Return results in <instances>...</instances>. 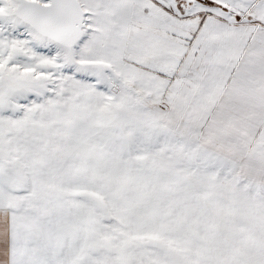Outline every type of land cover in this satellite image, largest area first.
I'll list each match as a JSON object with an SVG mask.
<instances>
[{"label":"snow or ice","instance_id":"1","mask_svg":"<svg viewBox=\"0 0 264 264\" xmlns=\"http://www.w3.org/2000/svg\"><path fill=\"white\" fill-rule=\"evenodd\" d=\"M0 264H264V0H0Z\"/></svg>","mask_w":264,"mask_h":264}]
</instances>
